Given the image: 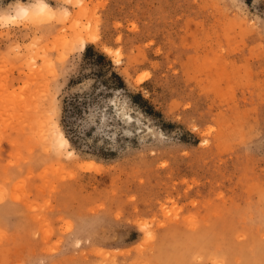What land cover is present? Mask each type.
I'll list each match as a JSON object with an SVG mask.
<instances>
[{
    "label": "rangeland",
    "instance_id": "1",
    "mask_svg": "<svg viewBox=\"0 0 264 264\" xmlns=\"http://www.w3.org/2000/svg\"><path fill=\"white\" fill-rule=\"evenodd\" d=\"M0 17V264H264V0Z\"/></svg>",
    "mask_w": 264,
    "mask_h": 264
},
{
    "label": "trees",
    "instance_id": "2",
    "mask_svg": "<svg viewBox=\"0 0 264 264\" xmlns=\"http://www.w3.org/2000/svg\"><path fill=\"white\" fill-rule=\"evenodd\" d=\"M91 51H92V48H91V47H88V48L86 49V56H87V54H89ZM97 56H98V59H99V60H102V59H106V58H107V56L104 55V54H102V53H98ZM108 61H109V63L112 64V62H111L110 60H108ZM109 79H110L115 85H117V86H121V87H123V86L125 85V82H124L123 78L120 76V74H118V73L115 72V71L112 72V74H111V76H110ZM84 103H85V101H84ZM71 104H73V106H74V105H77L76 102H74V101H71Z\"/></svg>",
    "mask_w": 264,
    "mask_h": 264
},
{
    "label": "snow or ice",
    "instance_id": "3",
    "mask_svg": "<svg viewBox=\"0 0 264 264\" xmlns=\"http://www.w3.org/2000/svg\"><path fill=\"white\" fill-rule=\"evenodd\" d=\"M19 7V14L23 15V16H27L28 15V10L26 8H24L23 6H18ZM37 7H47V5H37ZM0 19H3L2 17H0Z\"/></svg>",
    "mask_w": 264,
    "mask_h": 264
},
{
    "label": "bare ground",
    "instance_id": "4",
    "mask_svg": "<svg viewBox=\"0 0 264 264\" xmlns=\"http://www.w3.org/2000/svg\"><path fill=\"white\" fill-rule=\"evenodd\" d=\"M43 5H47V4H43ZM47 7H48V5H47ZM47 7H43V8H41V10L39 11V12H41L42 10H45V9H47ZM44 12V11H43ZM42 13V12H41ZM12 17L14 18L15 17V15H12ZM80 37V36H79ZM81 37H83L82 38V45L83 46H85V44H86V40H88V39H86V37H84V36H81ZM62 136V135H61ZM65 140V139H64ZM67 140V139H66Z\"/></svg>",
    "mask_w": 264,
    "mask_h": 264
}]
</instances>
